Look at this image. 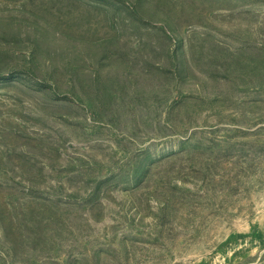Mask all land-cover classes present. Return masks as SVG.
<instances>
[{"label":"rangeland","instance_id":"374dc122","mask_svg":"<svg viewBox=\"0 0 264 264\" xmlns=\"http://www.w3.org/2000/svg\"><path fill=\"white\" fill-rule=\"evenodd\" d=\"M0 264H264V0H0Z\"/></svg>","mask_w":264,"mask_h":264}]
</instances>
